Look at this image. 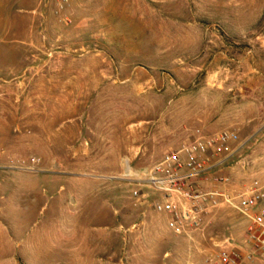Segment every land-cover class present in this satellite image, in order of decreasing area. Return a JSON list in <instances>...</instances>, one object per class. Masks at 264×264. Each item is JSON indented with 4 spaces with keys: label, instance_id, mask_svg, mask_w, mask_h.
Instances as JSON below:
<instances>
[{
    "label": "rangeland",
    "instance_id": "374dc122",
    "mask_svg": "<svg viewBox=\"0 0 264 264\" xmlns=\"http://www.w3.org/2000/svg\"><path fill=\"white\" fill-rule=\"evenodd\" d=\"M0 12V264H204L242 245L235 211L179 237L154 192L130 191L192 139L215 56L264 40V0H0ZM252 166L236 155L222 175L239 189Z\"/></svg>",
    "mask_w": 264,
    "mask_h": 264
},
{
    "label": "built area",
    "instance_id": "2783aa9c",
    "mask_svg": "<svg viewBox=\"0 0 264 264\" xmlns=\"http://www.w3.org/2000/svg\"><path fill=\"white\" fill-rule=\"evenodd\" d=\"M241 147L235 131L210 135L195 131L188 142L165 152L153 166L144 169L130 191L135 203L149 196L140 188L154 192L150 207L164 217L165 228L175 236L199 232L206 218L218 208L235 211L247 220L242 245L222 249L204 264L264 263V182L252 179L239 189L230 188L229 176L222 170Z\"/></svg>",
    "mask_w": 264,
    "mask_h": 264
},
{
    "label": "crops",
    "instance_id": "0c3cea01",
    "mask_svg": "<svg viewBox=\"0 0 264 264\" xmlns=\"http://www.w3.org/2000/svg\"><path fill=\"white\" fill-rule=\"evenodd\" d=\"M3 14L8 15L7 7ZM243 46V52L216 55L215 62L220 66L199 83L192 103V110L201 113L194 116V134L235 131L241 143L236 155L248 158L253 165L252 178L264 182V135L260 136L264 132V40L256 37ZM208 112L213 114L205 119L202 113ZM226 172L234 171L227 168ZM245 175V171L239 174ZM232 245L238 246L234 240Z\"/></svg>",
    "mask_w": 264,
    "mask_h": 264
},
{
    "label": "bare ground",
    "instance_id": "6f19581e",
    "mask_svg": "<svg viewBox=\"0 0 264 264\" xmlns=\"http://www.w3.org/2000/svg\"><path fill=\"white\" fill-rule=\"evenodd\" d=\"M127 172H130V169L129 168H126Z\"/></svg>",
    "mask_w": 264,
    "mask_h": 264
}]
</instances>
